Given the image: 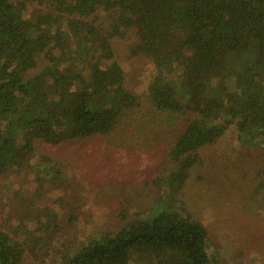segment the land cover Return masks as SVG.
<instances>
[{"label": "trees", "instance_id": "obj_1", "mask_svg": "<svg viewBox=\"0 0 264 264\" xmlns=\"http://www.w3.org/2000/svg\"><path fill=\"white\" fill-rule=\"evenodd\" d=\"M125 39L126 59L152 66L140 91L116 59ZM169 114L184 127L166 153L174 169L156 181L160 200L58 264H218L205 225L166 184L182 187L223 136L264 154V0H0V176L28 171L39 190L59 186V158L31 161L37 143L102 135L137 149L139 127ZM25 258L0 230V264Z\"/></svg>", "mask_w": 264, "mask_h": 264}, {"label": "rangeland", "instance_id": "obj_2", "mask_svg": "<svg viewBox=\"0 0 264 264\" xmlns=\"http://www.w3.org/2000/svg\"><path fill=\"white\" fill-rule=\"evenodd\" d=\"M131 40L117 41L116 59L129 75L127 84L140 91L152 66L126 59L124 49ZM183 118L169 114L155 126H140L131 137L137 139V149L102 135L60 146L37 143L31 161L40 155L59 158L64 182H46L39 190L31 171L0 176V230L23 244L26 264H58L70 251L80 250L92 233L113 231L123 214L125 221L147 211L164 189L156 181L174 169L166 153L184 127ZM107 163L114 166L103 169ZM262 180L261 146L227 135L201 150L182 187L166 186L181 209L205 225L216 251L209 255L211 261L264 264Z\"/></svg>", "mask_w": 264, "mask_h": 264}]
</instances>
